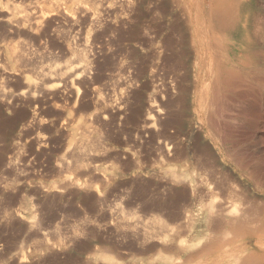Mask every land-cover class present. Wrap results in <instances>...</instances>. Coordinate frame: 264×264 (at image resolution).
<instances>
[{
    "label": "rangeland",
    "instance_id": "rangeland-1",
    "mask_svg": "<svg viewBox=\"0 0 264 264\" xmlns=\"http://www.w3.org/2000/svg\"><path fill=\"white\" fill-rule=\"evenodd\" d=\"M58 1L75 3L12 2L19 12ZM79 1L102 11L99 27H113L101 40L88 22L70 34L61 13L46 34L0 20L1 91L79 92L53 112L29 96L33 104L10 108L0 100V264L119 263V251H97L125 242L114 230L125 218L140 231L160 220L185 228L178 248L137 256L147 264H204L220 239L230 264H264V0L245 14L252 45L212 27L207 53L191 42L204 33L190 13L204 20L210 0ZM44 95L36 92L52 102ZM211 206L223 219H204ZM184 210L191 232L171 219Z\"/></svg>",
    "mask_w": 264,
    "mask_h": 264
},
{
    "label": "bare ground",
    "instance_id": "bare-ground-1",
    "mask_svg": "<svg viewBox=\"0 0 264 264\" xmlns=\"http://www.w3.org/2000/svg\"><path fill=\"white\" fill-rule=\"evenodd\" d=\"M12 1L14 0H0V12H1L0 20H3L6 23V28L9 31L20 32L23 29L26 30V29L33 28V33L37 32V33L46 34L47 32L46 27L51 25L54 19H58L57 17H54V15H57L59 13H61L63 17L68 21L70 25V29H69L70 34L76 33L77 35L78 30H79L78 26L82 24L84 25V23L88 22L90 25H92L93 30L95 29L94 31H96L94 39L101 40V38L104 35L108 34L110 27L113 28L112 26L107 27V24H106L104 25L106 26L105 28L102 27L103 26L102 25L100 26L102 29L97 30L96 27L98 26V24L99 23L102 24L101 23L102 11L92 4L86 7L85 5L87 3H83V2L80 3L79 0L78 1L75 0V3L73 5H67L66 3L58 1L57 3L53 4L51 8L49 9H42V8H39L38 6H33L30 3L23 10H20L19 12H18V7H19L18 4L17 3L15 4V2L13 3ZM196 5L197 4H195V6ZM255 5H256L255 0H210L209 2L210 14L204 17V20L200 18L197 13L192 12V11L190 13L192 16V20H191L192 27L194 29L200 28L202 30L201 32L204 33V34L195 33L192 36L193 41L191 42L197 43L199 45L200 51H202L203 53H207L209 51L207 47L208 46L207 43L209 42H208V36H206V34L209 33L210 28L214 27V28H219L220 31L226 29L232 35H236L239 38L241 37L247 44L252 45L253 42H251V37H250L251 30L249 29L248 20L245 14L247 11L253 10ZM7 8H10V11H8V13H6V10H9ZM3 11H5V13ZM100 27L98 26V29ZM128 33H132V32L129 31ZM142 33H139V34H142ZM127 35L129 36L130 34H127ZM221 35L223 36V34ZM126 36L124 37V39L127 38L128 40V37ZM142 38L140 41H138V43L144 40V38L143 40ZM131 39L135 40L134 37H131ZM135 41H137V38ZM70 49H71V44L67 42L65 46H63V52H69ZM181 53L183 54V52ZM181 53L178 55L176 54V56L180 58V59L177 58L179 59L177 62H180V63H177L178 65L180 64L179 70H181V68L189 67V65L186 66L185 61L181 57ZM13 55L18 56L19 58L23 60L26 59L25 51H20L18 52V54L17 52H14ZM198 57H201V56H199L198 54ZM114 59L116 58L114 57ZM117 61L118 60H116L115 62ZM119 63H117V66ZM114 64H111V65H114ZM179 67H177L176 69L178 70ZM69 73L70 72L68 71L67 79L70 77ZM28 87L29 88L25 91H22L19 93H13V94H9L5 91L0 90V100H1V103L4 104L3 106H7L8 108H10L11 102L13 101L15 102L16 100H19L18 101L19 103L20 101L26 103V101L28 100L29 103L33 104V100L31 102L28 99V97H26V96H29V97L34 98V102H37V103L39 102L41 104L49 103L51 107L50 109L53 112L54 109L61 110L65 108V105H62L59 103L60 98L64 99L66 103L68 101L74 100L75 104H77L79 100V92H78V95H75V92L68 91L67 87L65 88L64 91L53 89L52 87H47L46 84L44 86H39V85L35 86L36 88H39V89H36V88L33 89V84H30ZM37 91L45 94L44 98L45 97L52 98V102L45 101V99H41V98L38 99L36 97ZM80 106L78 105L79 108H75L77 112L80 111L81 109ZM19 115L22 117V120L26 122L25 125H28L27 123H31V122L33 123V120H35V116L33 115V113L28 112V111H21ZM64 120L67 123V126L70 125V123H72L73 121L69 117V114ZM97 199L99 200V202L101 201L100 198H97ZM215 206L209 207L205 211L206 213L204 212L205 220H209V219L211 220V217H213V215H217V217L222 218L223 207L218 206L215 208ZM185 208H188V207H185ZM185 210L184 212L182 211L179 214L177 212V215H175L171 219L175 222L179 220H182V222L186 221L187 223L184 222L187 228L186 232L187 231L191 232L193 229V225L189 221L194 218V217L192 218L193 213H191L190 210H187L185 212ZM222 219H219V221L220 220L222 221ZM183 225H181V227H185ZM175 226L178 227L177 225ZM175 226L171 227V225L166 224L164 221L160 220L158 226H155L145 231H140L139 228H137V226L133 224L129 219L125 218L124 220H121V221L118 220L114 223V230L119 236L123 235L122 237H125L126 239L124 240L125 242L123 243L122 242L123 240H122L121 242L123 244L118 245V246H116L117 243H115V245L112 243L108 245L101 244L99 251L97 252L104 253L106 250L107 251L108 250L119 251V253L121 254L120 262L116 264H147L146 261H144V259L138 258L137 256L145 255L148 253H151L152 256H162V254L165 251H169L173 249V247L178 248L179 246L182 245V243L184 242V239L182 237L184 234H182V231L185 228H180L182 231L180 230V234H179V231H177V228ZM184 233H185V230H184ZM162 242H166L168 244L165 245ZM222 248L223 246L221 243V239L220 241L219 240L212 241L211 246H210L211 253L207 255L208 257L206 256L207 261L204 264H230V260L227 257H225V255L222 253ZM215 251H217V253H214ZM95 255L97 256L98 254L96 253ZM86 262L88 261L86 260Z\"/></svg>",
    "mask_w": 264,
    "mask_h": 264
}]
</instances>
